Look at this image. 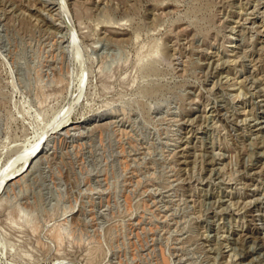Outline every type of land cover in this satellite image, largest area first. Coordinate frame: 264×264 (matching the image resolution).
<instances>
[{"label": "rangeland", "instance_id": "rangeland-1", "mask_svg": "<svg viewBox=\"0 0 264 264\" xmlns=\"http://www.w3.org/2000/svg\"><path fill=\"white\" fill-rule=\"evenodd\" d=\"M0 264H264V0H0Z\"/></svg>", "mask_w": 264, "mask_h": 264}]
</instances>
